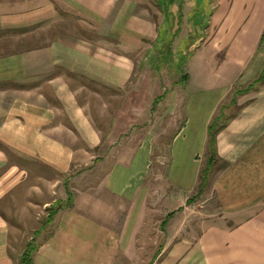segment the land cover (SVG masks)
Returning <instances> with one entry per match:
<instances>
[{
    "label": "crops",
    "instance_id": "crops-1",
    "mask_svg": "<svg viewBox=\"0 0 264 264\" xmlns=\"http://www.w3.org/2000/svg\"><path fill=\"white\" fill-rule=\"evenodd\" d=\"M202 6L209 17L191 20ZM198 22L205 37L184 69L209 60L216 74L195 76L179 99L169 191L154 193V126L127 87L160 32L174 45ZM263 37L264 0H0V264H20L23 229L40 238L33 264H264V91L240 99L250 103L217 135L228 164L214 185L221 219L160 221V212L167 220L184 212L195 193L209 125L231 89L259 73ZM86 166L97 173L82 182ZM16 207L23 211L9 217ZM49 210L51 224L40 221ZM150 228L157 235L144 257Z\"/></svg>",
    "mask_w": 264,
    "mask_h": 264
},
{
    "label": "rangeland",
    "instance_id": "rangeland-1",
    "mask_svg": "<svg viewBox=\"0 0 264 264\" xmlns=\"http://www.w3.org/2000/svg\"><path fill=\"white\" fill-rule=\"evenodd\" d=\"M162 1L164 2L165 0ZM146 7L149 10L155 9L153 3L152 6L149 5V7ZM201 8L202 11L204 9V13L202 12V15L193 14L194 16L189 15V18L191 20L203 19V17L208 18L209 14L206 12V8L204 6ZM162 10H165L164 5L162 6ZM154 12L156 11L154 10ZM165 12H167V10ZM175 20L176 19L173 20L172 24L174 27L175 24H177ZM198 23L199 24L197 25L199 26L195 28L193 27V23H190L191 32L190 36L187 37L186 40L182 41L179 37L176 39L174 37V45H172V42L166 33L164 35V32H160L161 36L156 44L155 50L153 51L154 53H150L148 55L141 54L137 57L138 61L136 62L135 69L136 76L133 77L131 84H129L127 87L129 92H133L137 95V101L134 104V108L137 109V111H142L145 113L144 115L142 114V116L145 117L144 120L152 122L154 126L156 137L152 158L153 163L151 166L149 179L147 180L149 190L154 193H156V191H163V193L169 191L164 177L169 154L167 146L180 125L176 120L178 115L177 110L180 109L179 104H181L179 99L181 98L182 94H188L190 89H192V86L195 85L194 81L197 78L195 76H199V74H201L202 78L206 77L209 80H214L211 77H214L213 75L216 74L214 62L209 60L207 61L208 63H205V65L202 66L201 71L195 70L193 67H189L188 71L187 68L184 69L187 59L200 45L201 40H204L203 38L205 37L203 30L200 28L201 26L204 28L205 24L200 22ZM176 26L179 28L180 25L177 24ZM180 33L181 32H179L178 29L176 31V36H178ZM259 53L263 65L255 79L251 80L245 85L235 86L233 89H231L229 93L230 95L217 110L215 116H221L218 121L219 127L222 126L224 128L229 122L237 117V115L245 108V106L250 103V101L241 103L240 99H242L244 96H254L255 94H259L264 91V37L261 42ZM220 55H223V53ZM142 56L143 58L141 59ZM188 79H190V81H188ZM184 81L188 82L184 83ZM248 87L251 88L247 91ZM206 153L207 152H205L204 156L205 160H202V169L207 162ZM227 167L228 164L218 156V162L214 163L207 175V184L204 187L203 193L199 197L193 199L190 204L185 205L182 208L184 209V212H180L178 210V215L171 220H167V216L165 214L166 212H160V221L165 220V226L171 222L172 227H179V225H183V223H187L188 225L216 224L217 221L221 219V215L215 200L214 185L217 178L224 170H226ZM94 168L95 166L80 167L78 175L82 182H87L92 176H95L97 171ZM30 169L36 174H39L43 171V168L41 169L40 167L33 165ZM44 172L45 171H43V173ZM44 174L49 175L50 172H46ZM196 193L197 191H195V193H193L189 199L194 198ZM54 208L52 209L56 213V210L60 209V206L58 205ZM20 211H23V209H17V207L10 209V211H8V216L11 217L14 214L17 215V213ZM52 213L50 210L48 212H44L41 216H39V219H41L40 221H47V224H51L50 222L54 216ZM35 218L38 217L36 216ZM37 228L39 229L40 225H38ZM44 228L45 227L42 229ZM50 231L51 226L49 225L46 233H49ZM167 231V228L159 231L158 234L161 241L164 237H167ZM143 232L144 245L139 246L140 254L144 255V257H149L152 254V246L148 245L149 241L152 237H156L157 234L156 230L153 231L152 228L144 230ZM177 232L179 231L177 230ZM195 232L197 233L198 231L195 230ZM17 233L20 236L19 240L21 242L23 241V243H31L34 247H37L40 238H36L34 232L23 229L21 231H17ZM162 247L163 246H161V248ZM144 264L146 263L144 262Z\"/></svg>",
    "mask_w": 264,
    "mask_h": 264
},
{
    "label": "trees",
    "instance_id": "trees-1",
    "mask_svg": "<svg viewBox=\"0 0 264 264\" xmlns=\"http://www.w3.org/2000/svg\"><path fill=\"white\" fill-rule=\"evenodd\" d=\"M251 87H248L247 91L250 90ZM221 116H217L213 119L211 124L209 125L208 128V142H207V149H206V154H207V162L206 165L203 167L198 185H197V193L194 198L189 199L187 201V204H190L193 199L199 197L203 191L204 187L207 184V175L210 172L211 167L214 165V163L218 162V154H217V149H216V138L218 133L223 129L222 126H218V121ZM37 247H34L31 243L28 244L21 256L20 259V264H33L32 262V255L36 251Z\"/></svg>",
    "mask_w": 264,
    "mask_h": 264
}]
</instances>
